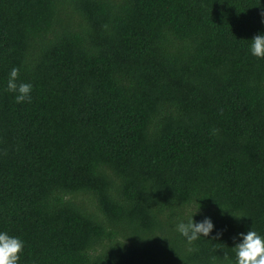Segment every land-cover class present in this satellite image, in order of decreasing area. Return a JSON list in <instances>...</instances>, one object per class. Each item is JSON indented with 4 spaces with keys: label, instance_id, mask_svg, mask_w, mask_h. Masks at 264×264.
Returning a JSON list of instances; mask_svg holds the SVG:
<instances>
[{
    "label": "trees",
    "instance_id": "16d2710c",
    "mask_svg": "<svg viewBox=\"0 0 264 264\" xmlns=\"http://www.w3.org/2000/svg\"><path fill=\"white\" fill-rule=\"evenodd\" d=\"M262 20L264 0H0L18 264H231L240 234L264 236ZM196 211L214 229L188 244L175 225Z\"/></svg>",
    "mask_w": 264,
    "mask_h": 264
},
{
    "label": "clouds",
    "instance_id": "9594fccd",
    "mask_svg": "<svg viewBox=\"0 0 264 264\" xmlns=\"http://www.w3.org/2000/svg\"><path fill=\"white\" fill-rule=\"evenodd\" d=\"M261 22L264 23V20ZM250 41V55L257 59H264V33L254 36ZM18 72L19 70L15 67L9 72L7 91L14 94V100L18 104L30 102L32 85L17 83ZM198 211L187 221L182 218L178 219L175 225V230L188 244H192L201 237H208L214 229L210 218L206 217L202 221L193 220ZM240 241L233 247L234 260L231 261V264H264V236L250 230L247 234H240ZM23 247L21 239L9 236L5 231H0V264H18Z\"/></svg>",
    "mask_w": 264,
    "mask_h": 264
}]
</instances>
